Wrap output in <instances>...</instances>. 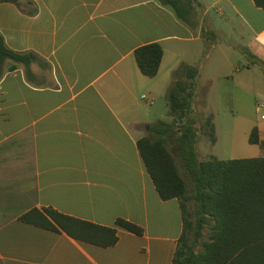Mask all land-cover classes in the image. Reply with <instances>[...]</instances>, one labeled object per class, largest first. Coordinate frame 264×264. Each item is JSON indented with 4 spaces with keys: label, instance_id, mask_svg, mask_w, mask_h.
<instances>
[{
    "label": "crops",
    "instance_id": "crops-1",
    "mask_svg": "<svg viewBox=\"0 0 264 264\" xmlns=\"http://www.w3.org/2000/svg\"><path fill=\"white\" fill-rule=\"evenodd\" d=\"M17 1L0 0V33L32 62L7 60L0 80V264H172L181 202L160 198L138 142L164 121L155 107L175 73L212 54L198 46L219 34L211 10L231 24L240 18L255 59L264 57V9L180 0L183 21L163 0ZM154 43L164 56L149 78L135 53ZM256 128L253 158L264 157ZM35 208L107 227L124 219L145 232L119 229L118 243L102 248L20 220Z\"/></svg>",
    "mask_w": 264,
    "mask_h": 264
},
{
    "label": "trees",
    "instance_id": "trees-1",
    "mask_svg": "<svg viewBox=\"0 0 264 264\" xmlns=\"http://www.w3.org/2000/svg\"><path fill=\"white\" fill-rule=\"evenodd\" d=\"M12 1L20 6L17 0ZM180 0H163L171 5L178 17L188 21L179 11ZM264 9V0H253ZM163 48L154 43L139 48L135 58L141 72L157 76ZM7 60L31 64L29 54L10 50L0 33V80ZM197 67L182 66L175 73L168 100L171 114L179 125L191 111L195 89L200 77ZM149 136L139 140L138 147L147 171L163 201L178 199L184 218V233L172 264H264V157L220 160L213 157L201 162L197 150L198 134L194 123L179 126L163 121L151 126ZM182 160L186 178L180 173L175 154ZM251 145L261 144L259 130L249 137ZM194 202L195 211L187 206ZM31 224L102 248L115 246L118 230L144 235V229L132 222L118 219L115 227H107L64 215L53 208L32 209L20 217ZM210 235L203 241L205 229ZM201 250L198 251V247Z\"/></svg>",
    "mask_w": 264,
    "mask_h": 264
},
{
    "label": "rangeland",
    "instance_id": "rangeland-1",
    "mask_svg": "<svg viewBox=\"0 0 264 264\" xmlns=\"http://www.w3.org/2000/svg\"><path fill=\"white\" fill-rule=\"evenodd\" d=\"M211 14L217 18L219 34L198 45L204 52L213 46L214 50L209 58L204 53L202 64L198 66L201 74L190 113L176 125L169 100L164 99L155 107V114L177 129L185 123L195 124L201 162L213 157L220 160L253 158L249 152V148L254 147L249 143L250 134L257 126L264 128V57L254 59L246 55L250 36L238 16L232 15L234 24H231L228 18L217 16L214 10ZM258 104L263 105L260 110ZM147 133L151 135L150 130ZM168 148L175 154L171 141ZM175 160L186 178L181 158L175 154ZM187 210L194 213V202L188 204ZM209 235L207 228L202 240L207 241ZM197 250L200 251L201 246Z\"/></svg>",
    "mask_w": 264,
    "mask_h": 264
},
{
    "label": "built area",
    "instance_id": "built-area-1",
    "mask_svg": "<svg viewBox=\"0 0 264 264\" xmlns=\"http://www.w3.org/2000/svg\"><path fill=\"white\" fill-rule=\"evenodd\" d=\"M144 98H145V96H144ZM261 107H263V105L262 104H258V110H260ZM262 119H264V116H262Z\"/></svg>",
    "mask_w": 264,
    "mask_h": 264
}]
</instances>
